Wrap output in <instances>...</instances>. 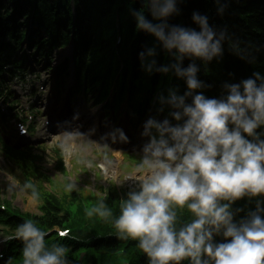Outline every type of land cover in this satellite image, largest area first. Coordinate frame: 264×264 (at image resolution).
Here are the masks:
<instances>
[{
  "label": "trees",
  "instance_id": "1",
  "mask_svg": "<svg viewBox=\"0 0 264 264\" xmlns=\"http://www.w3.org/2000/svg\"><path fill=\"white\" fill-rule=\"evenodd\" d=\"M148 8V0H0V73L24 41L43 58L72 43L79 88L88 95L101 88L99 101L114 86V105L127 98L134 114L142 112L143 106L148 108L155 96L156 105L167 109L170 90L178 97L188 92L187 78L177 75V64L181 72L195 65V77L202 84L195 93L207 98L225 99L229 87L242 86L249 79L255 81L257 88L264 83V0H175L174 14L161 20H153ZM141 10L146 20L163 28L165 35L173 27L200 32L193 14L207 16V26L214 33L213 43L219 42V54L211 60L184 56L178 61L176 49H165L155 36L137 29V13ZM116 28L122 39L120 59L112 51ZM59 70L62 77L66 76L67 63ZM190 100V96L186 97L185 103ZM246 138L253 143L264 141V125ZM5 150L21 170L15 179L32 197L33 192L37 194L38 214H22L26 222H33L43 231L71 229L76 242L60 240L58 244L87 251L92 261L108 264L113 253L123 247L130 264H151V258L139 247V239L121 233L115 226L120 206L132 192L112 183L107 188L96 185L92 190H74L67 181L70 174L61 162L58 171L62 179L52 180L36 165L40 162L37 157L24 150ZM1 195L0 187V202ZM218 203L228 205L229 225L237 228L250 225L257 217L264 221V193L246 190L235 199H221ZM6 206L9 208L11 204L7 202ZM95 208L109 215L101 216L93 211ZM169 210L175 213L173 228L177 233L197 218L187 202L183 207L173 204ZM26 222L0 211V228L6 232H16ZM204 227L211 232L206 243L215 247L227 242L223 235L225 225L218 230L211 224ZM89 259L85 262L92 263ZM200 260L202 264H215L212 257L203 253ZM169 264H194V261L184 257Z\"/></svg>",
  "mask_w": 264,
  "mask_h": 264
},
{
  "label": "clouds",
  "instance_id": "2",
  "mask_svg": "<svg viewBox=\"0 0 264 264\" xmlns=\"http://www.w3.org/2000/svg\"><path fill=\"white\" fill-rule=\"evenodd\" d=\"M148 5L153 20L175 12V0H148ZM192 19L200 32L173 27L165 35L163 28L146 20L141 10L137 13V29L155 36L165 49H176L178 61L184 56L211 60L220 47L218 41L213 43L207 16L193 14ZM176 71L187 78L188 92L179 97L173 94L170 103L182 110L184 123L175 127H170L167 120L162 125L153 120L146 123L143 135L149 136L150 142L137 167H147L149 172L140 191L130 193L121 204L115 226L121 233L139 239V247L151 258V264H169L184 257L202 264V253L212 257L215 264H264V221L257 217L250 225H229L228 205L218 203L235 199L246 189L264 193V141L253 143L246 138L264 125V83L257 88L249 79L242 86L229 87L225 99L207 98L199 93L192 95L202 87L195 77V65L181 72L177 64ZM188 96H192L190 104L185 103ZM181 118V112L174 114L175 120ZM229 125L233 126L231 130ZM149 129L155 134L150 136ZM119 138L125 140L123 134ZM36 196L33 192L34 200ZM186 202L197 218L177 233L173 228L175 213L169 209L173 204L183 207ZM93 211L109 215L99 208ZM206 224L217 230L225 225L227 242L215 247L206 243L211 237ZM45 235L31 221L18 227L15 238L25 242L23 264H67L63 258L67 249L54 245L53 250H46Z\"/></svg>",
  "mask_w": 264,
  "mask_h": 264
},
{
  "label": "rangeland",
  "instance_id": "3",
  "mask_svg": "<svg viewBox=\"0 0 264 264\" xmlns=\"http://www.w3.org/2000/svg\"><path fill=\"white\" fill-rule=\"evenodd\" d=\"M71 55L72 52L69 48L59 50L54 49L51 52L50 59L43 60L38 58L36 51L32 48L30 49L26 47L25 43H23L16 52L15 58L21 59L24 63V69L27 70V74L23 77L26 85L22 86L19 81H15L10 86L12 96L9 102L11 103L15 100L20 101V98L31 89L29 82L33 78L39 76L40 81H44L43 87L45 91H38L37 94L40 95V97L35 101L33 100V102H35L39 109L42 110L41 104L45 101L44 98H46L47 94L52 93L55 95V93H60L57 97L59 105L61 101L60 99L68 93L69 89L64 88L61 90L63 86L66 85L67 77L61 79L55 69L62 62L66 61V59L70 60ZM45 78H47V81H45ZM69 85H73L71 84V81H69ZM46 90L48 91L47 93ZM75 90H77L76 87L73 91ZM76 109L77 112L73 113L75 114V117L78 113L85 111L84 104L79 103ZM76 120L77 118L74 119V121ZM132 122L133 119L126 108H122L120 112L113 117L103 120L102 125L104 131L102 133L98 130L95 131L90 122L87 127L81 131L83 133L79 134L77 132L79 128L77 129L75 127L70 133H57L45 143L40 141L38 143L44 144V149L46 150V154L43 157L44 164H42V166L48 171L50 178H55L56 180L61 181L62 178H58L61 175L55 170L57 155L60 154L64 167L70 173L67 181L74 190L77 188H88L89 190H92L96 185H101L107 188L109 184L112 183L115 184L116 187L124 190L140 191V184L142 180L145 179V173L149 172L147 167L142 169L137 167L142 161L145 147L140 149V151L123 149V155H132L137 159V162L128 165L130 162L126 158L123 160L124 156H117L115 151L118 150L114 149L109 144L111 141H116L125 145L124 142L120 140V134L117 133V130L125 129L127 133H135V128L133 127ZM80 123L82 122L80 121ZM93 132L96 133V135ZM111 133L113 134L111 135ZM63 135H67L68 137L64 140V143L68 142L67 145L62 141ZM72 137H74L73 141L71 140ZM169 144L171 145V143ZM80 167L84 168L85 171H82ZM96 175L100 178H97ZM86 182L90 183L88 187L86 186ZM0 185L3 190L2 200H11L10 202L12 206L23 213H37L38 204L36 201L26 194V192H24L20 186L3 171L1 164ZM2 248L3 245L0 244V249Z\"/></svg>",
  "mask_w": 264,
  "mask_h": 264
},
{
  "label": "bare ground",
  "instance_id": "4",
  "mask_svg": "<svg viewBox=\"0 0 264 264\" xmlns=\"http://www.w3.org/2000/svg\"><path fill=\"white\" fill-rule=\"evenodd\" d=\"M121 34H120V32H119V30H118V28H116V34H115V44L112 46V51H113V55L116 57V58H118V59H120V57H121V55H120V50H119V46L121 45ZM60 94V93H59ZM51 99L53 100V102H54V99H55V95L53 96V97H51ZM77 106H76V103H70V110H69V112L67 113V112H65V111H63V114H62V112L61 113H58V114H56L55 115V117H61V119H60V122L62 123V124H66V126H67V131H66V133H70V132H72V127L73 126H76L75 125V122H74V119L76 118V117H72V114L74 113V112H76V108ZM65 108V107H64ZM64 112H65V114H64ZM68 116V117H67ZM62 117H67L66 118V120L65 119H63ZM79 117H81V116H79ZM80 119V118H79ZM82 122H83V126H85L87 123H88V120L85 118V119H83L82 120ZM79 124V123H78ZM78 132V131H77ZM79 134L81 133L80 132V130H79V132H78ZM94 133V132H93ZM113 133H111V135H112ZM68 135V134H67ZM67 135H63V138H62V141H63V143H64V140H66V137H67ZM68 138V137H67ZM113 138H114V136H113ZM73 139H74V137H72L71 138V140L73 141ZM68 143V142H67ZM67 143L65 142L64 144H66L67 145ZM114 149H116V150H118V151H115V154L117 155V156H119V157H122V154H123V151H122V149L124 148L123 147V145L120 143V142H116V141H111L110 143H109ZM72 145H73V143H72ZM74 146V145H73ZM125 149V148H124Z\"/></svg>",
  "mask_w": 264,
  "mask_h": 264
}]
</instances>
